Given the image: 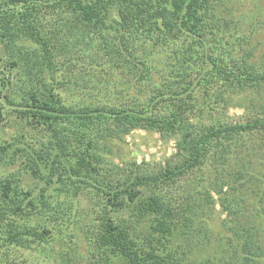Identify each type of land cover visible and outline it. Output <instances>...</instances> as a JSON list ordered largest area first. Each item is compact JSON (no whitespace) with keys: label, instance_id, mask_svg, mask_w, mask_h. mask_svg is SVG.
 I'll use <instances>...</instances> for the list:
<instances>
[{"label":"trees","instance_id":"1","mask_svg":"<svg viewBox=\"0 0 264 264\" xmlns=\"http://www.w3.org/2000/svg\"><path fill=\"white\" fill-rule=\"evenodd\" d=\"M228 13L226 0H0V115L11 106L47 137L39 148L0 137V158L25 159L18 171L50 189L14 193L15 174L0 178V264H30L9 250L40 253L52 234L70 236L82 192L96 205L84 248L68 245L50 264H264V104L233 122L223 93L264 88V62L251 61L255 31ZM115 69L135 80H119L113 103L89 100L106 99ZM78 95L88 100L76 105ZM134 129L173 137L174 151L152 169L114 162ZM205 164L208 181L193 178Z\"/></svg>","mask_w":264,"mask_h":264},{"label":"rangeland","instance_id":"2","mask_svg":"<svg viewBox=\"0 0 264 264\" xmlns=\"http://www.w3.org/2000/svg\"><path fill=\"white\" fill-rule=\"evenodd\" d=\"M226 3L231 5L233 10V14L228 13L222 15L226 20L230 18L235 20L238 24H236L235 26L236 28L237 26L239 27L240 32H245L247 30L255 31L252 37V44H254V46L252 47V51L254 52V54L251 61L255 65L261 64L262 62H264V0H226ZM231 29L232 27L230 26L229 30L226 32L231 33ZM162 52L163 49H161L156 57L151 60L152 64L155 65V67L163 66L164 55ZM2 53V44L0 42V55H2ZM235 58L239 61L240 56L236 53ZM109 71V80H112V84L111 91L108 94L106 92V99L98 96L96 98H90L89 100H99L100 102L108 104L113 103L116 101L118 95L116 89L119 86H124L123 83H119V80L124 76L129 77L130 79H132V81L135 80L131 73L128 74L127 70L123 73L118 69ZM63 72L64 70L61 69L62 76ZM151 72L154 81H160L162 79L161 73L157 71ZM62 76L57 78L61 80ZM228 85L230 86L227 87ZM214 86L216 87L217 85ZM227 86V88L224 89L223 93L224 95L226 94L225 97H227L228 100L232 103H228L231 106H229L226 110L224 117H229L233 122L244 121L248 116H250V114H255V110H258L260 108V105L264 104V88H261L259 91L249 92L240 91L235 87L234 84H227ZM56 90H61V97H64L65 99L67 97L68 101L72 98L71 95L74 92V90L72 89L71 93L68 94L66 90L64 91V87L62 86H57ZM211 90V88H207V94L203 93V96L199 95V97L205 99L204 103H207V105H210V103H212L214 100V93H212ZM125 97L128 98L129 96L126 95ZM85 98L87 99L86 96L81 97L80 95H78L75 96L72 102H74V104L76 105H79ZM202 99H200L201 102H203ZM222 108L223 107L221 106V104H219V106L216 105V109L220 110ZM16 115L15 113H13L11 106L4 105L1 107V139H7L8 141L13 137L22 134L23 138L26 141L31 142L36 148H39L40 144L47 140V137L43 134V131L40 132V128L37 129L31 124L25 123L24 118L21 117L20 120L16 117ZM174 144L175 139L171 136L162 137L158 132L153 130L134 129L131 133L126 135L123 142H120V144L115 146V148H117V151H113L110 157L113 158L112 160L114 162H119L120 164L124 160L128 161L136 159V161L138 162L144 160L146 161L147 167L152 169L153 165L157 163L156 161H159L164 157L171 155V153L174 151ZM24 160L25 159L21 158H0V178L15 174L13 178L18 187H16V191L14 193L18 192L20 194L21 191H26V189L33 188L34 193L32 194V196L36 197L37 193L41 192V187H45V193L49 192L50 189L48 188L46 178H44V180L42 178L33 177L24 172L18 171L22 167L21 163H23ZM211 167V164L210 166L208 164H205L201 167L202 169H197L196 175H193L192 177L195 179H199L200 177L204 176L208 181ZM44 171H46V168H43L42 166V172ZM189 181V179L183 178V182H180V184H195L194 182L192 183ZM192 185L190 186L189 190L191 188L193 189ZM211 193L214 197L217 196V192L211 190ZM81 195L83 197L80 198V202L74 200L75 205L70 212V219L76 220L77 222L69 224L68 228L65 230V232H67L68 234L72 233V237L71 235L68 237L67 235L66 237H62L61 235L52 234V236L48 239H50V241L52 240L53 242L51 241L40 244V246L43 247L41 248L42 252L39 253V250L35 252L34 250H24L20 248L11 249L8 252V260H19L21 263H23L24 261H22L21 259L25 258L26 261L30 260L28 263L37 264L39 263L37 259H40V261L43 262L42 264H50L52 260H60L59 256H61V253L68 251V245H72L73 248L77 246L76 249H74L75 252L76 250L78 251V249H80L79 251H81L84 248L83 245H85L86 243L85 236L87 233H85L84 225L87 224L86 221L90 220L94 208H96V205L91 199L88 192H82ZM216 207H218V205H216ZM43 221V218L40 219V222ZM73 243H75L76 245H74ZM37 254L39 256H36ZM33 257L36 258L33 259Z\"/></svg>","mask_w":264,"mask_h":264}]
</instances>
